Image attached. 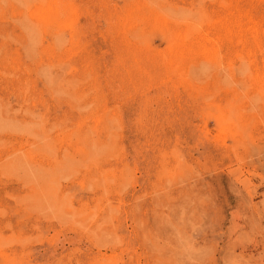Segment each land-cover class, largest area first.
Instances as JSON below:
<instances>
[{"label":"rangeland","instance_id":"374dc122","mask_svg":"<svg viewBox=\"0 0 264 264\" xmlns=\"http://www.w3.org/2000/svg\"><path fill=\"white\" fill-rule=\"evenodd\" d=\"M0 264H264V0H0Z\"/></svg>","mask_w":264,"mask_h":264},{"label":"bare ground","instance_id":"6f19581e","mask_svg":"<svg viewBox=\"0 0 264 264\" xmlns=\"http://www.w3.org/2000/svg\"><path fill=\"white\" fill-rule=\"evenodd\" d=\"M255 29V28H254Z\"/></svg>","mask_w":264,"mask_h":264}]
</instances>
